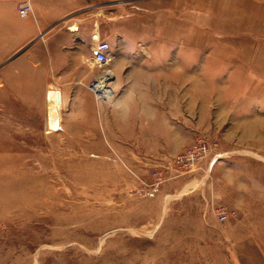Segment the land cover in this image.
I'll return each instance as SVG.
<instances>
[{
  "label": "rangeland",
  "instance_id": "obj_1",
  "mask_svg": "<svg viewBox=\"0 0 264 264\" xmlns=\"http://www.w3.org/2000/svg\"><path fill=\"white\" fill-rule=\"evenodd\" d=\"M23 1L0 0V264H264V0H36L40 59L4 21ZM70 16L103 32L71 48Z\"/></svg>",
  "mask_w": 264,
  "mask_h": 264
},
{
  "label": "crops",
  "instance_id": "obj_2",
  "mask_svg": "<svg viewBox=\"0 0 264 264\" xmlns=\"http://www.w3.org/2000/svg\"><path fill=\"white\" fill-rule=\"evenodd\" d=\"M34 4V20L29 17H21L19 16L18 12L15 11V8H10V11H7L5 16V22H11L12 24H15L17 27V31L20 41L22 42L21 47L25 44L32 43L28 50L30 57H37L40 59L43 55H38L39 49H41L42 44L45 43L48 47L49 55H51L52 49L54 48V44L52 42H55L57 40L56 34L52 35L51 30L46 31V29L49 28V24L51 22V18H54V14L48 9L47 11L42 10L40 8V5L36 2V0H33ZM47 6H50L49 0H47ZM33 7V6H32ZM102 20V19H101ZM97 16L95 19L91 21V28L88 30L87 33H85V30L87 31V28L81 26V20L78 19L76 22L73 21L72 16H70V24L68 25L63 33V40L64 42H68L71 48H76L81 41H85L86 36L88 35L87 43H93V41L96 39V36L100 35L103 32V21H101ZM135 28H136V22ZM78 25V26H77ZM139 28V26H138ZM149 30V28H148ZM41 32V37H39V32ZM46 31V32H45ZM44 33V34H43ZM40 56V57H39ZM36 58V59H37ZM72 63H76L77 57L72 56ZM97 79L94 78V81ZM103 80V77L102 79ZM54 88L56 90V97H57V103H58V92L56 87L49 83L46 92L48 88ZM62 90V89H61ZM46 92H45V102H46ZM63 92V90H62ZM80 88H73L70 89V93L73 96H79L81 93ZM82 109H75V107L71 106L69 109V118L70 120L73 119H79L82 118ZM57 113H58V120H59V126H61V111L60 108L57 107ZM45 124H46V106H45ZM58 126V127H59Z\"/></svg>",
  "mask_w": 264,
  "mask_h": 264
},
{
  "label": "built area",
  "instance_id": "obj_3",
  "mask_svg": "<svg viewBox=\"0 0 264 264\" xmlns=\"http://www.w3.org/2000/svg\"><path fill=\"white\" fill-rule=\"evenodd\" d=\"M17 12L19 16L26 17L30 13L33 12L31 4L29 1H23L18 3ZM111 49V45L109 41L105 39L98 40L92 47V59L98 65H103L108 61L109 51ZM208 145L204 142H199L195 147L188 150L187 155H182L183 158L186 157L190 160V163H194L196 161H201L204 154L207 153ZM225 213L221 214V218L225 217Z\"/></svg>",
  "mask_w": 264,
  "mask_h": 264
},
{
  "label": "bare ground",
  "instance_id": "obj_4",
  "mask_svg": "<svg viewBox=\"0 0 264 264\" xmlns=\"http://www.w3.org/2000/svg\"><path fill=\"white\" fill-rule=\"evenodd\" d=\"M31 4V3H30ZM32 7V4H31ZM33 10V8H32ZM139 19L136 20V23ZM138 27V26H136ZM145 30H148L146 28ZM137 34L138 32H142L139 30V28L136 30ZM96 84V83H95ZM94 83L91 85L93 87ZM96 89V88H95ZM95 91V90H94ZM57 97H56V90L54 88H48L46 92V131H52L54 129H57L59 126V120H58V113H57Z\"/></svg>",
  "mask_w": 264,
  "mask_h": 264
},
{
  "label": "water",
  "instance_id": "obj_5",
  "mask_svg": "<svg viewBox=\"0 0 264 264\" xmlns=\"http://www.w3.org/2000/svg\"><path fill=\"white\" fill-rule=\"evenodd\" d=\"M58 97H60V95H59V91H58Z\"/></svg>",
  "mask_w": 264,
  "mask_h": 264
}]
</instances>
